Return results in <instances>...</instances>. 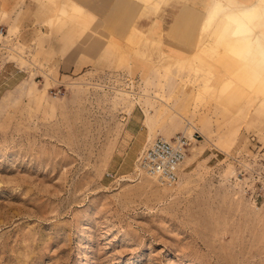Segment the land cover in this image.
Returning <instances> with one entry per match:
<instances>
[{
    "label": "rangeland",
    "instance_id": "rangeland-1",
    "mask_svg": "<svg viewBox=\"0 0 264 264\" xmlns=\"http://www.w3.org/2000/svg\"><path fill=\"white\" fill-rule=\"evenodd\" d=\"M35 1L28 28L0 13V264H264V35L263 50L246 40L264 34V0H248L246 35L222 29L217 6L204 16L198 53L222 46L237 67L219 89L200 54L121 48L102 26L118 0H89L105 21L74 0ZM73 44L105 48L61 75L53 57ZM146 112L155 137L193 134L172 188L134 169Z\"/></svg>",
    "mask_w": 264,
    "mask_h": 264
},
{
    "label": "crops",
    "instance_id": "crops-1",
    "mask_svg": "<svg viewBox=\"0 0 264 264\" xmlns=\"http://www.w3.org/2000/svg\"><path fill=\"white\" fill-rule=\"evenodd\" d=\"M74 1L81 4L88 13L94 16L93 18L95 16L98 17V14L90 8L89 5H93V3L89 4V0H85L86 3L81 0ZM235 1L242 2L244 0ZM117 3V17L109 18L111 22L103 23L102 26L109 29L112 39L115 38L121 48L132 45L137 48L138 44H144L149 41V45H154L157 52L166 57L172 56L186 59L192 54H200L198 53L197 44L200 25L205 16L204 0H150L149 2L145 0H118ZM146 4L151 5L150 10L146 8L149 15H145L146 11L143 12V8L140 7ZM155 5L157 6L156 8L154 7ZM19 6H21V9L17 10ZM5 11L11 18L15 17L14 29L17 28L16 21H20V17L22 18L20 21L21 27L23 29L28 28L35 18V14L39 12L38 3L35 0H0V13L5 14ZM93 18L87 19L90 28L93 26ZM100 19L105 21L104 17ZM41 26L42 30L47 29L45 24L41 23ZM258 30L259 28L255 30L254 34H257ZM87 45L89 46L91 43ZM77 46L78 44H73L62 50L63 53L57 52L53 57V60L57 62L56 69L61 75H66L67 72L75 70L79 74L85 68L95 67L93 63H95L97 53L104 51L105 48L104 46L103 49H98V47L96 49L94 46L93 48L84 49ZM82 52L86 53L80 55ZM200 52L218 55L213 44L208 40L203 42ZM220 53L222 55L218 59H211L200 54L205 61L202 62L200 60L201 65L211 72V84L218 89L222 86L227 76H231V73L237 70V67H234L233 57L225 52L222 46ZM85 60L87 61L84 62ZM139 63V61H135L130 68L142 69L147 66H141L143 63L141 65ZM151 67L154 68V66ZM243 71H245L244 68L241 69V72ZM182 77L184 80L186 79L187 71H183ZM179 83L180 81L177 84ZM245 100L246 96L242 97L240 102ZM262 127H264V121ZM261 147L263 148L264 145H261Z\"/></svg>",
    "mask_w": 264,
    "mask_h": 264
},
{
    "label": "built area",
    "instance_id": "built-area-1",
    "mask_svg": "<svg viewBox=\"0 0 264 264\" xmlns=\"http://www.w3.org/2000/svg\"><path fill=\"white\" fill-rule=\"evenodd\" d=\"M0 33H3L2 27ZM190 144L191 140L184 134L169 139L157 136L141 151L139 167L158 186L172 188L177 183Z\"/></svg>",
    "mask_w": 264,
    "mask_h": 264
},
{
    "label": "bare ground",
    "instance_id": "bare-ground-1",
    "mask_svg": "<svg viewBox=\"0 0 264 264\" xmlns=\"http://www.w3.org/2000/svg\"><path fill=\"white\" fill-rule=\"evenodd\" d=\"M214 6H217V9H214V11H216L219 14H222L225 18L229 19L230 22V18L233 16H242L244 17L246 20H250L252 19L253 16H255L256 12H257V1L253 4H251L248 0H244V1H235V0H210L209 5L207 6V14H205V16L209 15L211 10L213 9ZM216 15V14H215ZM213 15V16H215ZM204 19V18H203ZM210 19V18H209ZM206 20V19H205ZM229 22H225L223 24V29H226V26L229 24ZM248 22V21H247ZM249 23V22H248ZM257 26V25H256ZM248 28H250L248 26ZM247 28V29H248ZM254 28V27H253ZM252 30V27L250 28ZM227 31V30H226ZM250 31V30H249ZM229 32V31H228ZM256 36L255 40H249V44L252 46H256V48L258 50H263L259 44V40L261 39L262 33L260 31V29L258 30L257 34H254ZM231 38V37H230ZM235 40V39H234ZM239 40V39H238ZM244 40V39H243ZM241 41V40H240ZM237 42V41H236ZM239 42V41H238ZM250 47V46H249ZM255 50V49H254ZM261 54V53H260ZM259 54V55H260ZM263 55V54H262ZM172 80V79H171ZM147 106V105H146ZM148 110V109H146ZM146 119H145V124L147 126V140H146V144L145 147L155 138V133H154V127H153V122L155 121V118H153L151 115H149L147 112L145 114ZM189 123V122H188ZM191 123H189L188 125H190ZM164 138V137H163ZM190 139L193 140V134L192 136L189 137ZM168 139V138H167ZM144 149V148H143ZM141 153V152H140ZM140 155V154H139ZM139 157V156H138ZM135 171L140 175L143 171L141 170V168L139 167L138 164V159L135 162V166H134ZM144 173V172H143ZM145 174V173H144ZM149 178V177H148ZM150 179V178H149ZM179 179V178H178ZM152 180V179H151ZM178 182V180H177Z\"/></svg>",
    "mask_w": 264,
    "mask_h": 264
},
{
    "label": "clouds",
    "instance_id": "clouds-1",
    "mask_svg": "<svg viewBox=\"0 0 264 264\" xmlns=\"http://www.w3.org/2000/svg\"><path fill=\"white\" fill-rule=\"evenodd\" d=\"M247 28V21L242 16L231 17L229 24L226 26V30H234L238 35H246Z\"/></svg>",
    "mask_w": 264,
    "mask_h": 264
}]
</instances>
